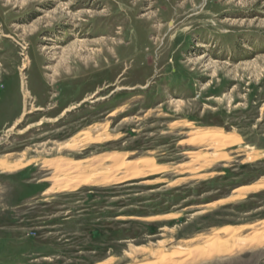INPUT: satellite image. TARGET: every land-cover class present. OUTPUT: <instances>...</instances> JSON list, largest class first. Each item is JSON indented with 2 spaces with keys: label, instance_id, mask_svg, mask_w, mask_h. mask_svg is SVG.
<instances>
[{
  "label": "rangeland",
  "instance_id": "rangeland-1",
  "mask_svg": "<svg viewBox=\"0 0 264 264\" xmlns=\"http://www.w3.org/2000/svg\"><path fill=\"white\" fill-rule=\"evenodd\" d=\"M84 132L110 140L64 146ZM113 152L166 170L49 192L43 161ZM6 156L32 162L0 172V264H158L263 221L264 189L232 196L264 180V0H0ZM191 264H264V246Z\"/></svg>",
  "mask_w": 264,
  "mask_h": 264
},
{
  "label": "bare ground",
  "instance_id": "bare-ground-1",
  "mask_svg": "<svg viewBox=\"0 0 264 264\" xmlns=\"http://www.w3.org/2000/svg\"><path fill=\"white\" fill-rule=\"evenodd\" d=\"M79 45H81V43ZM80 47L81 46H79V49ZM19 120L20 119L16 120V122H19ZM185 126H189V123H185ZM190 135L191 138L189 141L187 140V142L201 145L205 144L211 148L214 147L215 150L216 148L221 150L220 148L234 145L238 143L239 140L237 137L223 132L195 131ZM80 136H83L81 137L82 140L80 139ZM85 139H88L92 143H98L110 140V135L104 134V137L99 135L92 137L89 133L84 132L77 135L70 142L65 143L64 146L69 150H82L81 148L84 146L83 141ZM24 156L22 157L24 158ZM31 162L32 161L24 162L21 159L10 163L8 162V156H6L0 158V172H16L22 170ZM41 165L46 170L52 171L53 174L50 178L51 182H53V186L49 189V192L72 191L80 186L116 184L129 179L145 177L166 170L164 166H157L154 164L153 159L137 158L135 160H128L127 154L116 152L105 153L100 156L83 160H68L67 162L43 161ZM261 189H264V180H260L253 185L239 187L234 191L232 199L243 198L244 195ZM195 241H197V244L199 245L191 250H178L170 254L160 255L158 264H191L192 262L196 263L198 261H210L215 258L230 256L245 250L263 247L264 220L249 225L224 226L215 230L210 235L200 238L197 237V239L193 240V242ZM146 254L157 256L158 252L151 253V250L141 247L132 248L127 252V259L133 261L140 255L142 256ZM180 257L187 258V260H182L179 263L172 261L174 258ZM101 264H114V262L110 259Z\"/></svg>",
  "mask_w": 264,
  "mask_h": 264
}]
</instances>
